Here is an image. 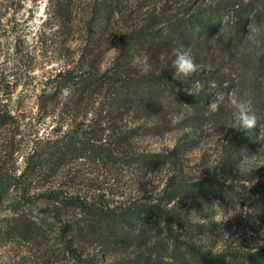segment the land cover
<instances>
[{
    "label": "trees",
    "instance_id": "trees-1",
    "mask_svg": "<svg viewBox=\"0 0 264 264\" xmlns=\"http://www.w3.org/2000/svg\"><path fill=\"white\" fill-rule=\"evenodd\" d=\"M15 1L0 0V11ZM50 1L60 23L58 31L76 32L79 23L76 15L82 2ZM123 3L124 0L88 3L84 7L87 19L83 22V44L72 59L65 57L62 67L41 83L37 106L42 119L51 118L57 125L67 123L71 127L60 134L52 131L54 139L49 135L29 139L32 143L29 175L35 180H45L44 186L59 171L63 170V176V168L78 160L91 161L99 167H122L131 175L144 176L166 165L170 160L168 154L141 152L139 139L159 134L170 117L180 118L186 127L204 122L213 104L212 94L189 92L193 85L205 80L198 67L217 46L226 52L236 53L243 47L246 50L240 78L225 92L237 88L250 98H261L259 72L264 59V39L254 43L246 38L244 24L231 30L233 26L226 21L227 11L221 3L166 21L151 15L143 26L140 21L122 28L114 37L113 56L105 61L111 52L106 46L108 33L114 23L122 20ZM256 9L247 3L237 11L252 16ZM222 33L229 35L222 38ZM179 44L185 45V51L197 64L191 77L175 76L173 49ZM141 60H146L147 67ZM63 114L67 115L66 120ZM20 125L9 110L0 109V127L13 126L18 131ZM256 135L255 130L248 140ZM248 140L234 137L225 146V160L230 166L240 160L247 145L254 146ZM26 176L29 177L26 173L12 175L0 163V207L11 185ZM225 188V183L217 178L189 182L172 175L155 195L111 203L100 198H82L64 191L60 185H49L21 198L29 209L32 206L37 212L30 217L16 212L13 228L27 240L50 242L49 251L58 250L63 258L77 264H95V255L85 258L89 249H96L105 258L121 256L126 264H264L261 252L233 257L210 255L180 232L188 221L169 207L171 202L179 197L219 194Z\"/></svg>",
    "mask_w": 264,
    "mask_h": 264
},
{
    "label": "rangeland",
    "instance_id": "rangeland-1",
    "mask_svg": "<svg viewBox=\"0 0 264 264\" xmlns=\"http://www.w3.org/2000/svg\"><path fill=\"white\" fill-rule=\"evenodd\" d=\"M80 1L76 32L69 33L63 29L58 31L60 23L50 0H16L14 5L10 3V7L0 11V109L9 110L21 124L18 131L13 126L0 127V163L12 175L26 173L30 177L11 185L0 207V264H77L63 258L58 250H54L56 254L49 251L50 242L27 240L14 232L16 212L29 217L37 212L32 206L29 209L22 197L32 196L49 185H60L72 195L116 203L155 195L172 175L189 182L217 178L227 187L219 194L179 197L169 204L188 221L186 228L180 230L187 240L213 256L264 253V236L261 235L264 231V151H260L264 148V59L259 72L260 99L250 98L237 88L230 89L228 94L225 92L240 78L242 60L246 57L244 47L235 53L217 46L198 67L205 80L193 85L189 93L205 91L211 93L213 99L202 124L186 127L180 118L170 117L159 134L141 136V152L170 156L169 162L158 171L148 176L131 175L122 167H99L91 161L78 160L66 165L65 174L61 176L63 170L59 171L52 182H46L47 186H44L45 180H35L29 175L28 157L32 149L29 139L35 135L46 138L49 135L54 139L52 131L60 134L71 128L67 123L57 125L51 118L42 119L37 95L42 89L41 83L62 67L65 57L72 59L84 42L83 22L87 19L84 7L94 0ZM217 3L227 11L226 21L231 22V30L244 24L246 38L254 43L264 39V0H124L122 20L114 23L108 33L106 46L111 52L105 61L113 56L114 37L122 28L140 21L143 26L151 15L166 21ZM247 3L257 7L252 16L237 11ZM141 64L147 67L146 60H141ZM230 95L248 104L256 116V127L248 131L238 127L235 111L229 103ZM62 117L66 120L67 115ZM227 125L232 128H226ZM255 130V139H249L254 146L247 145L240 160L234 167L230 166L225 160V146L234 137L247 141ZM89 255H95V264H126L121 256L105 258L96 249L87 250L85 258Z\"/></svg>",
    "mask_w": 264,
    "mask_h": 264
},
{
    "label": "clouds",
    "instance_id": "clouds-1",
    "mask_svg": "<svg viewBox=\"0 0 264 264\" xmlns=\"http://www.w3.org/2000/svg\"><path fill=\"white\" fill-rule=\"evenodd\" d=\"M174 60L173 66L175 68V76L181 75L183 77H191L197 71V64L193 60L192 56L185 51V45L179 44L173 49ZM229 103L233 107L236 117L238 127L248 131L256 127L257 119L255 114L251 112L248 104L236 96H229ZM215 107V105H213ZM226 128H232L231 125L225 126ZM260 151H264V148H261ZM229 235V233H226ZM264 236V231L261 233Z\"/></svg>",
    "mask_w": 264,
    "mask_h": 264
}]
</instances>
